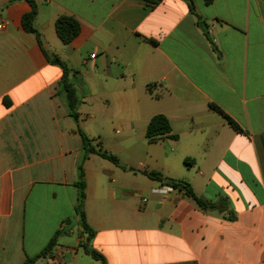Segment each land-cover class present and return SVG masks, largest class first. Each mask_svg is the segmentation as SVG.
I'll return each instance as SVG.
<instances>
[{"label":"crops","instance_id":"1","mask_svg":"<svg viewBox=\"0 0 264 264\" xmlns=\"http://www.w3.org/2000/svg\"><path fill=\"white\" fill-rule=\"evenodd\" d=\"M34 1L39 38L22 27L26 0H0V264H101L75 211L79 130L142 143L157 113L176 137L148 159L83 160L88 246L107 264H264V0ZM59 15L80 24L67 44ZM48 56L70 69L77 120ZM145 169L207 206L182 188L161 200Z\"/></svg>","mask_w":264,"mask_h":264},{"label":"trees","instance_id":"2","mask_svg":"<svg viewBox=\"0 0 264 264\" xmlns=\"http://www.w3.org/2000/svg\"><path fill=\"white\" fill-rule=\"evenodd\" d=\"M30 6L31 10L21 17V24L25 31L34 33L37 38L38 32L33 26V20L35 18V14L37 11V6L34 0H26ZM80 30V24L79 21L71 15H59L55 20V31L59 39L62 43L67 44L69 43L79 32ZM153 42L152 40H149ZM48 59L50 62L54 64H58L62 68V75L59 80V92L64 94V98L66 100V104L69 110L70 115L77 120L78 119V113L76 111V105L78 102V98L76 95V91L74 86L72 85L71 81L69 80V71L70 69L66 65V63L61 60L57 56L49 57ZM210 107L219 112L223 115V117L226 119L227 123L236 131H241V127L238 125L237 122H235L229 115H227L225 112H223L220 107H218L215 104H210ZM80 135L83 140V147H82V157L81 161L77 165V180L74 182V185L77 188V201L75 205V211L77 215L79 216V222L82 228L83 233H86V240L83 243L84 251L89 254L92 258L99 260L101 264H107L103 255L98 252L97 250L90 248L87 244V242L91 239V237L94 235V230L88 225L86 221L85 212L83 209L84 206V200H85V180H84V169L82 162L85 158H87L90 154H97L100 157L107 159L111 161L114 164L119 165L118 158L111 153H108L102 149H97L93 146L92 139L87 137L81 130H79ZM145 137L149 142H156L163 137H171L175 138L176 135L171 133V126L169 123L168 118L162 114L157 113L154 114L148 121L146 125L145 130ZM189 158L185 157L184 162H188ZM193 160V159H190ZM143 174H145L150 179L159 181L161 184H169L173 186L174 188H182L185 190V193L193 198L196 203L201 207H206L207 202L201 199L200 197L196 196L193 189L191 188L190 184L183 180H177L173 179L167 176H164L161 172L157 170H143ZM223 201H226L225 198H222ZM58 234V231L52 236V238L48 241L46 246L38 253L37 257L45 256L50 252L52 247L55 244L56 236ZM30 261H26L24 264L28 263Z\"/></svg>","mask_w":264,"mask_h":264},{"label":"rangeland","instance_id":"3","mask_svg":"<svg viewBox=\"0 0 264 264\" xmlns=\"http://www.w3.org/2000/svg\"><path fill=\"white\" fill-rule=\"evenodd\" d=\"M108 136L103 143L99 142V138L96 136L92 138V144L97 149H102L108 153L114 154L119 160V166L127 169L130 164H134L136 153L138 156H145L147 159L149 158L146 153L153 148V143L148 142L145 138L142 143H134L127 140L125 143H121L118 136L123 135L122 132L111 131L107 133ZM94 159H100L98 156H94ZM93 162H91V165ZM118 167L119 169H121Z\"/></svg>","mask_w":264,"mask_h":264},{"label":"built area","instance_id":"4","mask_svg":"<svg viewBox=\"0 0 264 264\" xmlns=\"http://www.w3.org/2000/svg\"><path fill=\"white\" fill-rule=\"evenodd\" d=\"M172 190H173V186L169 184H161L159 187L153 189L154 192L159 194V198L161 200H163L166 197V195Z\"/></svg>","mask_w":264,"mask_h":264},{"label":"water","instance_id":"5","mask_svg":"<svg viewBox=\"0 0 264 264\" xmlns=\"http://www.w3.org/2000/svg\"><path fill=\"white\" fill-rule=\"evenodd\" d=\"M211 209H213V207H210Z\"/></svg>","mask_w":264,"mask_h":264}]
</instances>
